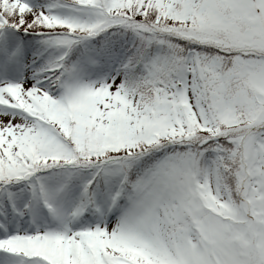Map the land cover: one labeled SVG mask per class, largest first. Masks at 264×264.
<instances>
[{
  "label": "snow or ice",
  "instance_id": "1",
  "mask_svg": "<svg viewBox=\"0 0 264 264\" xmlns=\"http://www.w3.org/2000/svg\"><path fill=\"white\" fill-rule=\"evenodd\" d=\"M0 264H264V0H0Z\"/></svg>",
  "mask_w": 264,
  "mask_h": 264
}]
</instances>
